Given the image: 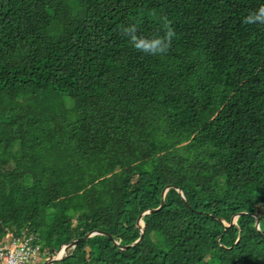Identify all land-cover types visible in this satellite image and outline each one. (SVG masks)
Masks as SVG:
<instances>
[{"label":"trees","instance_id":"trees-1","mask_svg":"<svg viewBox=\"0 0 264 264\" xmlns=\"http://www.w3.org/2000/svg\"><path fill=\"white\" fill-rule=\"evenodd\" d=\"M261 4L0 0V239L41 264L93 230L53 264H264ZM162 16L165 55L121 34Z\"/></svg>","mask_w":264,"mask_h":264},{"label":"clouds","instance_id":"clouds-1","mask_svg":"<svg viewBox=\"0 0 264 264\" xmlns=\"http://www.w3.org/2000/svg\"><path fill=\"white\" fill-rule=\"evenodd\" d=\"M243 22L245 24L264 25V4H261L257 9L250 11L244 17ZM160 24L161 31L150 37L140 34L138 26L135 23L122 27L121 34L126 36L129 43L140 52L150 55H165L169 51L176 33L172 26V22L167 16L160 17Z\"/></svg>","mask_w":264,"mask_h":264},{"label":"built area","instance_id":"built-area-1","mask_svg":"<svg viewBox=\"0 0 264 264\" xmlns=\"http://www.w3.org/2000/svg\"><path fill=\"white\" fill-rule=\"evenodd\" d=\"M10 232L0 239V264H41V248L32 243L34 236Z\"/></svg>","mask_w":264,"mask_h":264},{"label":"water","instance_id":"water-1","mask_svg":"<svg viewBox=\"0 0 264 264\" xmlns=\"http://www.w3.org/2000/svg\"><path fill=\"white\" fill-rule=\"evenodd\" d=\"M169 186H167L168 188ZM166 188V189H167ZM165 189V191H166ZM178 190H180L178 188ZM184 200L186 201V203L189 205V203L187 202L186 200V197L184 195V193L182 191H180ZM165 193V192H164ZM164 206V200L162 202V204L158 207V208H155V209H148L146 210L145 212H143V214L140 216V218L138 219V224L140 226V229H141V235L140 237L138 238L137 241H135L134 243L130 244V245H126V246H123L122 248H128L130 246H134L136 244H138L139 242L142 241L143 237H144V225L142 224V216L145 215V214H148V213H151V212H154V211H157L159 209H161L162 207ZM241 213H238L235 215V217L239 216ZM257 228L260 229V218L257 216ZM97 233H103V234H107L108 236L112 237V235L108 232H105L103 230H93V231H90L88 232L86 235H84L83 237H79L71 242H68V243H65V244H62L59 248L57 249H53V254L45 261L44 264H53L55 261L57 260H61L63 259L67 254H68V251L71 249V248H74L80 241L82 240H85L91 236H93L94 234H97ZM60 249H63L64 250V254L63 256H58V253L60 252ZM88 264H105L104 262H99V261H94V262H91V263H88Z\"/></svg>","mask_w":264,"mask_h":264},{"label":"rangeland","instance_id":"rangeland-1","mask_svg":"<svg viewBox=\"0 0 264 264\" xmlns=\"http://www.w3.org/2000/svg\"><path fill=\"white\" fill-rule=\"evenodd\" d=\"M9 231V230H8ZM10 232V231H9ZM9 232H7V233H9ZM11 233V232H10ZM25 233V232H24ZM25 234H27V233H25ZM9 234H6L4 237H7ZM63 254H64V250L63 249H60V252L58 253V256H63ZM47 260V259H46ZM44 263H45V261H44ZM43 263V264H44Z\"/></svg>","mask_w":264,"mask_h":264}]
</instances>
